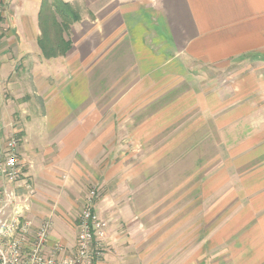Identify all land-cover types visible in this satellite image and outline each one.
<instances>
[{
  "label": "crops",
  "instance_id": "crops-1",
  "mask_svg": "<svg viewBox=\"0 0 264 264\" xmlns=\"http://www.w3.org/2000/svg\"><path fill=\"white\" fill-rule=\"evenodd\" d=\"M79 2L88 14L52 60L37 44L42 0L14 3L22 29L18 13L0 16V65L19 42L10 57L33 67L44 123L30 127L22 107L23 174L6 191L23 222L52 220L46 254H71L97 186L107 228L96 264H264V0ZM243 62L232 87L205 93L196 67ZM10 108L3 96L6 126Z\"/></svg>",
  "mask_w": 264,
  "mask_h": 264
},
{
  "label": "built area",
  "instance_id": "built-area-1",
  "mask_svg": "<svg viewBox=\"0 0 264 264\" xmlns=\"http://www.w3.org/2000/svg\"><path fill=\"white\" fill-rule=\"evenodd\" d=\"M3 36L0 29V45ZM2 99L0 78V264H96L105 251L107 223L93 210L98 195L95 189L91 191L79 218L76 244L71 254L60 244L46 254L53 228L51 221L37 230L30 223L23 222L27 209L18 202L14 193L6 191L7 186L18 183L23 174L20 161L22 141L16 126H6L2 121ZM10 210L12 213L9 215Z\"/></svg>",
  "mask_w": 264,
  "mask_h": 264
},
{
  "label": "rangeland",
  "instance_id": "rangeland-1",
  "mask_svg": "<svg viewBox=\"0 0 264 264\" xmlns=\"http://www.w3.org/2000/svg\"><path fill=\"white\" fill-rule=\"evenodd\" d=\"M6 1L4 3V5H2L1 10L3 15H8L9 18L12 16H16V14L18 13L17 16V25L18 27L21 26L22 29V18L20 17L22 14H19V9H18V5L15 6L14 3H16L17 1H26V0H4ZM32 1H36V0H32ZM38 1V0H37ZM69 1H76L75 2V6L79 7L81 12H82V16L84 13H87L86 9L82 6H80V2L79 1H84V0H69ZM99 1V0H98ZM104 1V0H102ZM113 1V0H112ZM119 1H123V0H119ZM124 1H129V0H124ZM78 3V4H77ZM36 12V9L34 11V7H32L31 9L29 8V14L34 15ZM88 14V13H87ZM12 23V22H11ZM15 25L14 23L11 24V27ZM27 30L31 31L33 30V27L30 28V24L27 25ZM9 33H11L12 28H8ZM7 32L4 31V37H6ZM19 42L16 43V41L8 47V60L7 62L10 63L9 65H7L5 62L3 64L0 65V78L2 79L3 82V91H4V98H5V102L8 101V103L11 105L10 108V115L9 117H11L12 123L15 126H18L25 122V120H28L29 118L25 119V115H29L33 116L37 119H32V125L30 127H36L33 125V123H35L37 120V124L39 123V125L44 124L43 121H41L39 119L38 116H34L33 112L35 109V103H34V93H35V79H36V74L35 71L32 69H26L25 67H21L19 63H13L12 59L10 56H13V53L15 50V47L18 46ZM6 45V44H5ZM10 54V55H9ZM249 63L252 62H243V63H239V64H233L229 67L223 68V69H215V68H201V67H196L197 69V73L200 74L201 72V76H202V85L203 88L206 89L204 91H206L205 93L212 91V90H225L228 89L230 87H232L234 85V83H232L234 77H238L241 76L243 77V70L245 67L248 66ZM247 73V72H246ZM245 73V74H246ZM242 74V75H241ZM235 81V79H234ZM208 89V90H207ZM22 107H26L27 109V113L25 115H23V110ZM30 113V114H29ZM22 125V124H21ZM31 130V129H30ZM42 138L41 134L39 133V131H36V135L35 133L32 131L31 133V141H37V142H42ZM96 190L98 192V187H92L91 189H89L87 196H90V193L92 190ZM88 196V198H89ZM52 221V220H51ZM53 222V221H52ZM75 232L77 233V230H75Z\"/></svg>",
  "mask_w": 264,
  "mask_h": 264
},
{
  "label": "trees",
  "instance_id": "trees-1",
  "mask_svg": "<svg viewBox=\"0 0 264 264\" xmlns=\"http://www.w3.org/2000/svg\"><path fill=\"white\" fill-rule=\"evenodd\" d=\"M94 19L93 15H90ZM82 21L79 7L65 0H42L39 12L41 36L37 44L47 60L65 57L72 48L71 27Z\"/></svg>",
  "mask_w": 264,
  "mask_h": 264
}]
</instances>
